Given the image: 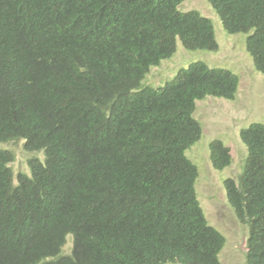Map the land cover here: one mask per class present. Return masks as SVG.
Instances as JSON below:
<instances>
[{
  "label": "trees",
  "instance_id": "trees-1",
  "mask_svg": "<svg viewBox=\"0 0 264 264\" xmlns=\"http://www.w3.org/2000/svg\"><path fill=\"white\" fill-rule=\"evenodd\" d=\"M188 0H0V147L23 142L29 173L0 148V264H221L227 243L187 157L202 137L197 103L234 101L238 75L197 62L164 87L153 68L217 52L213 20ZM229 35L247 34L264 74V0H207ZM228 202L249 228L247 264H264V124ZM211 162H233L220 140ZM68 236L70 253L65 252Z\"/></svg>",
  "mask_w": 264,
  "mask_h": 264
},
{
  "label": "rangeland",
  "instance_id": "rangeland-1",
  "mask_svg": "<svg viewBox=\"0 0 264 264\" xmlns=\"http://www.w3.org/2000/svg\"><path fill=\"white\" fill-rule=\"evenodd\" d=\"M180 11H200L213 20L218 52L189 51L178 42V52L170 60L153 68L147 77V85L164 87L174 80L183 69L192 64L204 62L213 69H226L238 75L241 82L234 101L208 97L197 103L195 117L202 126L201 140L187 151V157L199 169L196 185L199 200L209 223L226 238V245L220 255L221 264H247V241L249 228L241 223L228 202L225 188L227 179H236L243 173L248 158V148L240 135L243 129L253 123L264 124V74L254 66L252 56L247 51V34L229 35L225 32L220 17L207 0H188L180 6ZM220 140L231 149L233 164L223 171L216 170L211 162L210 144ZM23 142L2 145L16 156L13 167L17 173L28 172L25 160L31 155H23ZM72 238L65 247L70 253Z\"/></svg>",
  "mask_w": 264,
  "mask_h": 264
},
{
  "label": "clouds",
  "instance_id": "clouds-1",
  "mask_svg": "<svg viewBox=\"0 0 264 264\" xmlns=\"http://www.w3.org/2000/svg\"><path fill=\"white\" fill-rule=\"evenodd\" d=\"M218 51H219V50H218ZM218 51H217V52H218ZM15 161H16V160H15ZM14 163H15V162L12 163V166H13ZM246 163H247V162H246ZM25 164H26V163H25ZM232 164H233V162H232ZM232 164H231V165H232ZM231 165H230V166H231ZM26 166H27V168H28V172H25V173H29V167H28L27 164H26ZM245 166H246V165H245ZM13 168H14V167H13ZM245 169H246V167H245ZM245 169H244L242 175L244 174ZM14 171H15V169H14ZM15 172H16V171H15ZM242 175L239 174V175H238V179H240V177H241ZM233 180L237 181L236 179H233ZM237 183H238V182H237ZM225 188H226V185H225ZM226 191H227V188H226ZM201 206H202V205H201ZM202 208H203V207H202ZM203 210H204V209H203ZM70 237H71V236H68V239H69ZM71 238H72V237H71Z\"/></svg>",
  "mask_w": 264,
  "mask_h": 264
}]
</instances>
